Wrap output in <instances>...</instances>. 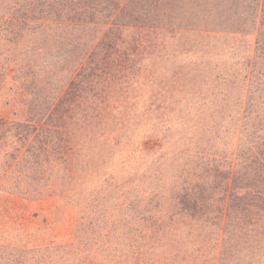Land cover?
Instances as JSON below:
<instances>
[{
  "label": "trees",
  "instance_id": "trees-1",
  "mask_svg": "<svg viewBox=\"0 0 264 264\" xmlns=\"http://www.w3.org/2000/svg\"><path fill=\"white\" fill-rule=\"evenodd\" d=\"M165 34H187L196 51L230 36L239 49L212 83L186 86L178 76L169 97L153 96L149 110L161 117L194 110L199 139L184 158H157L150 186L130 193L126 185L127 234L135 231L141 264L171 247L169 264H256L264 256V0H0V86L14 74L11 92L26 115L0 117V161L36 172L51 158H77L102 136L110 96L140 75L143 54ZM148 138L146 155L163 149L160 130ZM23 176L15 186L34 181Z\"/></svg>",
  "mask_w": 264,
  "mask_h": 264
},
{
  "label": "rangeland",
  "instance_id": "rangeland-1",
  "mask_svg": "<svg viewBox=\"0 0 264 264\" xmlns=\"http://www.w3.org/2000/svg\"><path fill=\"white\" fill-rule=\"evenodd\" d=\"M254 36L246 37L240 47L243 52H248ZM162 42L148 56L147 51L143 54L140 75L110 96L109 120L98 129L102 136L81 145L77 158H51L36 172L17 163L11 166V160L0 161V180L8 169L6 179L0 181V264H141L136 251L139 240L134 230L127 234L131 225H125V191L150 186L148 177L157 158H184L183 150L199 139L193 129L194 110L182 120L168 112L161 117L154 107L149 110L153 96L169 97L178 76L186 86L194 78L212 83L230 68L239 49L237 41L223 35L209 39L198 51L191 49L187 34L175 38L165 34ZM14 87V74H7L0 86V117L22 121L26 115L19 97L11 92ZM157 129L165 137L164 146L148 156L144 148ZM33 173L34 181H27L30 186H15L23 174ZM179 246L182 254L192 250L184 242ZM171 248L157 251L158 263H170L167 260L177 254ZM178 259L176 264H185ZM258 263L264 264V256Z\"/></svg>",
  "mask_w": 264,
  "mask_h": 264
}]
</instances>
